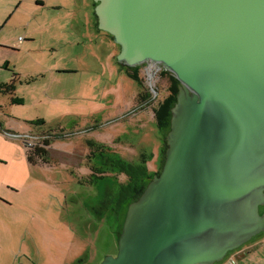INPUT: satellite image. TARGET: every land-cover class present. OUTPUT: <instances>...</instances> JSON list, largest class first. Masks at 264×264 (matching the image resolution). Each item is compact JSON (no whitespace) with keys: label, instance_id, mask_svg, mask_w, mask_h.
<instances>
[{"label":"water","instance_id":"1","mask_svg":"<svg viewBox=\"0 0 264 264\" xmlns=\"http://www.w3.org/2000/svg\"><path fill=\"white\" fill-rule=\"evenodd\" d=\"M118 62L180 82L162 171L101 264H220L264 233V0H94Z\"/></svg>","mask_w":264,"mask_h":264},{"label":"rangeland","instance_id":"2","mask_svg":"<svg viewBox=\"0 0 264 264\" xmlns=\"http://www.w3.org/2000/svg\"><path fill=\"white\" fill-rule=\"evenodd\" d=\"M93 2L0 0V81H16V96L24 99L16 105L0 94V128L5 132L0 131V154L17 161L7 168L11 181L27 175L13 165L20 167L19 158L29 148L14 134L62 136L51 144L61 153L58 161L51 160L54 165L30 167L17 192L2 188L13 205H0V264H101L117 255V186L105 194V180L92 183L99 174L93 171L107 169H91L102 154L93 157L89 148L93 161H87V168L63 165L64 159L73 160L66 154L80 156L93 142L108 145L115 160L144 167L149 175L160 168L161 129L150 107L131 115L139 84L118 62L119 47L97 28ZM162 71L139 70L149 91H161L156 104L169 85ZM38 120L45 124L37 125ZM113 174L124 184L128 180L123 172Z\"/></svg>","mask_w":264,"mask_h":264},{"label":"trees","instance_id":"3","mask_svg":"<svg viewBox=\"0 0 264 264\" xmlns=\"http://www.w3.org/2000/svg\"><path fill=\"white\" fill-rule=\"evenodd\" d=\"M96 6V5H95ZM112 40L113 37L109 36ZM119 47V46H117ZM120 49V48H119ZM129 71V74L131 77L136 80L140 87V92L138 95V104L133 110L134 113H140V111H144L147 108H152L156 120V124L161 129V136L163 140V150H162V160L160 161V168L159 170L153 174L149 175L147 170L143 168L134 167L130 163L124 162L121 159L115 160L111 156V148H109L108 145H96L93 142L89 143V148H91V151H93L92 155L93 157H96L97 153L102 154L101 159L98 160L96 163H90L93 164L92 168L93 170H97L96 166L103 165L105 166L106 171L104 172H97L93 171L94 173H99L98 177L94 178V181H92L93 184H96L99 180L104 178L106 175L114 176V172H123L127 174L128 180L127 182L121 187V191L117 200L116 205V214L120 213L121 206L123 207L122 216L119 218L120 225L118 227L117 235L119 236L122 230L123 223L126 218L127 209L128 206L137 201L144 191L146 190L148 184L153 179L154 176L159 175L162 171V168L165 163L166 159V151L168 149L167 145V135L171 128V117H172V109L175 106L177 102V97L179 93V87L180 82L178 79L171 74L170 72L163 70L161 72L162 77H167L169 80V85L166 90V95L162 102H159L156 104L159 96L162 95L161 91H159L158 88H152L151 91H149L143 80L139 76V70L140 67L136 68H123ZM34 79L27 80V81H33ZM0 94L8 95L11 97V102L16 105H22L24 103V99L16 96V81H12L10 83H4L0 81ZM37 125H44V120H38ZM61 136L58 134H52V133H41L33 137L32 139H27L29 142L32 141L33 146L29 147L27 150V159L29 163L33 166L37 165H51V161L47 158L49 153V148L51 147V144L55 137ZM62 137V136H61ZM93 157H89V162H92ZM147 161V159H145ZM144 161V162H145ZM104 163V164H102ZM94 176V175H93ZM116 177V175L114 176ZM111 203V201H110ZM108 202H103V205H107ZM109 207L111 204H108Z\"/></svg>","mask_w":264,"mask_h":264},{"label":"crops","instance_id":"4","mask_svg":"<svg viewBox=\"0 0 264 264\" xmlns=\"http://www.w3.org/2000/svg\"><path fill=\"white\" fill-rule=\"evenodd\" d=\"M42 4V1H41ZM95 2H93V7H95ZM96 16V15H95ZM96 26H98V21H97V17H96ZM98 28V27H97ZM99 29V28H98ZM20 80V79H19ZM22 80H20L21 82ZM0 131H2L3 133H5L3 131L2 128H0ZM86 132V131H85ZM6 133H13V131H6ZM38 134H31V135H23L21 136H16L15 134L13 135L14 138H20L23 139L26 143L28 147H31L28 143L27 139H32L33 137L36 136ZM31 144L32 141H30ZM89 147L86 148V151L84 153H81L80 156L79 153L78 155H76L74 152L73 154L69 153L66 154L68 155L66 158H70V155L73 157L72 161H69L67 159H64L63 161H67L66 163H64L63 165L68 166V167H75V168H87V161L89 162V157L87 156V151H88ZM76 151V150H75ZM77 153V151H76ZM61 154V153H60ZM59 151L55 149V147H50L49 148V153H48V158L51 160H56L57 157H60ZM58 155V156H57ZM62 156V155H61ZM86 157V159H85ZM20 167H17L15 164L13 165V168L16 170L17 172V168H19L22 173H26L29 176V171H30V167H35L33 165H31L27 159V150H26V154L22 155L20 158ZM17 162L15 158H11L8 155L5 154H0V204L1 206L7 205H13L11 203L10 200H8L2 193V188H4V186H8V188H4L6 191H11V192H17V190H20V187L23 185V182L27 180V175L21 180V179H15L13 180V182L11 181V172L10 170L7 171V168L12 169L11 167V162ZM55 161H51V165H46L48 167L54 165L53 162ZM56 163V162H55ZM58 164V163H57ZM36 167L41 168L43 167V165H37ZM13 171V170H12ZM10 172V174L8 173ZM18 176H20V174H17ZM115 176V175H114ZM114 176H110V175H106L104 178H102V180H105V187H102V189L104 190L105 194H112L114 192V188L116 187V192H114L113 194H116V196H114L113 199L118 200L120 191H121V187L124 185L123 182H120L118 179V181L116 180V177ZM101 180V181H102ZM100 181V180H99ZM98 181V182H99ZM116 181V182H115ZM120 182V184H119ZM7 184V185H5ZM5 194V193H4ZM9 194V193H6ZM111 201V200H110ZM11 203V204H8ZM123 207L121 206L120 208V213L119 216L118 214L115 215L116 217V221L118 222L117 225L119 227L120 225V220L119 218H121L120 216H122V210ZM118 227L116 229V236L118 238L117 232H118ZM237 255H238V261L237 264H264V234H262L258 239L251 241L249 244H247L246 246H244L242 249H240L239 251H237ZM256 262V263H255ZM220 264H227L224 262L220 263Z\"/></svg>","mask_w":264,"mask_h":264},{"label":"flooded vegetation","instance_id":"5","mask_svg":"<svg viewBox=\"0 0 264 264\" xmlns=\"http://www.w3.org/2000/svg\"><path fill=\"white\" fill-rule=\"evenodd\" d=\"M105 34H106L107 36H110L108 33H105ZM113 41H114V40H113ZM116 46H118V45L116 44ZM119 48H120V47H119ZM119 53H120V51H119ZM120 65L122 66V68H129V67H127V66H124L123 64H120ZM148 66L151 67V68H152V67H153V68H156V67H157V66H154V65H150V64H149V65H144V66L140 67V69H141V68H144V67L149 68ZM159 70H160V69H159ZM260 213H261V214H264V205H263V206H260ZM263 234H264V233H263ZM261 235H262V234H261ZM261 235H258V236H257L256 238H254V239H255V240L258 239ZM252 241H253V240H252ZM248 244H249V243H248ZM246 245H247V244H246ZM246 245H244V246H246ZM244 246H243V247H244ZM243 247H242V248H243ZM235 252H237V251H235ZM235 252H232V253L230 254V256H231L233 253H235ZM230 256H229V257H230Z\"/></svg>","mask_w":264,"mask_h":264},{"label":"built area","instance_id":"6","mask_svg":"<svg viewBox=\"0 0 264 264\" xmlns=\"http://www.w3.org/2000/svg\"><path fill=\"white\" fill-rule=\"evenodd\" d=\"M29 140V139H28ZM29 145L33 146V144H31L29 141H28ZM238 253L235 252L233 253L230 257H228L226 260H225V263L227 264H237V261H238Z\"/></svg>","mask_w":264,"mask_h":264}]
</instances>
